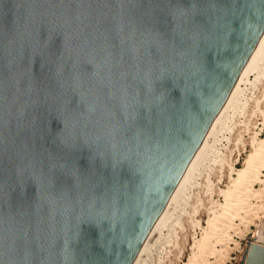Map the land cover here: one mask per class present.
Listing matches in <instances>:
<instances>
[{"label": "water", "instance_id": "95a60500", "mask_svg": "<svg viewBox=\"0 0 264 264\" xmlns=\"http://www.w3.org/2000/svg\"><path fill=\"white\" fill-rule=\"evenodd\" d=\"M263 31L264 0H0V264H132Z\"/></svg>", "mask_w": 264, "mask_h": 264}, {"label": "rangeland", "instance_id": "374dc122", "mask_svg": "<svg viewBox=\"0 0 264 264\" xmlns=\"http://www.w3.org/2000/svg\"><path fill=\"white\" fill-rule=\"evenodd\" d=\"M253 76L239 85L236 106L224 119L226 128H221L212 149L185 185L172 215L159 228L157 248L153 249V244L150 258L143 264H185L197 257V261L206 257V262L213 264L217 260L202 243L206 241L207 245L209 241V247L221 249L216 242L220 228L221 233L228 229L232 242L219 264H240L251 238L264 243V214L259 219L264 208V70L250 84ZM256 150L262 151L259 167L255 166L254 174L241 180L239 171L247 166L249 156ZM212 225L218 229L214 238L216 230L208 236Z\"/></svg>", "mask_w": 264, "mask_h": 264}, {"label": "bare ground", "instance_id": "6f19581e", "mask_svg": "<svg viewBox=\"0 0 264 264\" xmlns=\"http://www.w3.org/2000/svg\"><path fill=\"white\" fill-rule=\"evenodd\" d=\"M263 70H264V31H263L262 35L260 36L256 46L254 47L250 57L246 61V63L244 65L242 71L240 72L237 80L235 81L230 93L228 94L227 98L225 99L224 103L222 104V106H221L219 112L217 113L214 121L212 122L210 128L208 129L203 140L201 141L200 145L198 146L197 150L195 151L192 159L190 160V162L186 166V169L184 170L182 176L180 177L174 191L172 192L170 198L168 199V202L166 203L164 209L160 213L158 219L156 220L153 228L151 229L150 233L148 234L146 240L144 241L143 245L141 246V248H140L138 254L136 255L132 264H143V261L146 258H150L148 256H149V253H150V250H151L153 244H154L153 249L156 247L155 245L158 244L157 239L159 238L158 234H160L158 232H160L161 228H163L162 223H164L167 220V218H169L170 214L173 212V210L178 205L177 203H179L180 197L182 196V194H184L183 193L184 189L187 188V186L185 187V185L187 184V182H189V180L192 179L193 172L202 163V160L204 159V156L206 155L208 150L212 149V145L214 144V140H216L217 135L220 133V131H223V129L221 130V128L222 127H224V129L226 128V126H224V122H225L224 119L226 118V116H228L227 112H229L231 109H234V107L236 106V104H235L236 100H237L236 96H237V93L240 91L239 85L247 83L249 80V76L254 75L253 81H250V84H252L254 81L258 80L262 76ZM261 152L256 150L253 154H251L249 156L247 166L244 169H242L241 171H239V176H240L241 180H244L246 177H248L250 174H252V172L254 174V172L257 169V168L255 169L254 167L255 166L259 167L258 162H260V160L262 158ZM253 169H255V171H253ZM257 173L258 172H256V174ZM251 183H252V181H251ZM263 214H264V208H261V215H259V219L262 218ZM228 222H230V221H228ZM228 222H226L227 226L229 225ZM160 226H161V228H160ZM159 228H160V230H159ZM216 228L217 227H213V225H212L211 226V232H209L208 236L211 233H213L214 230H216V232H217L218 229H216ZM219 228H220V226H219ZM216 235L218 236V232L213 235V238ZM156 236H158V237H156ZM207 239L209 240V238H207ZM155 241L157 242V244H155L156 243ZM216 242L220 245L221 249L215 250L214 248H211L212 247L211 245L209 247L208 246V244H210L209 241H208L207 245H206V241H203V243H202V246H203V244H205L203 246V248H207L208 250L210 249L209 250L210 252H208V250H207V253H209L211 255L213 254L215 259L217 260V262H214L213 264H219V261L223 260L225 258V256L227 255L228 251L231 249L229 247V243L232 242V239H231V236L228 234V229L226 231L222 230V233H221V228H220V235L218 237H216ZM254 242L258 243V244L263 243V242H258V241L253 240V239L250 240L251 244ZM236 246L237 245L235 243V247ZM156 251H157V249H156ZM151 252H152V250H151ZM205 252L206 251H204V253ZM200 253H202V252H200ZM209 254H208V256H209ZM197 258H194V259L192 258V259H190V261L188 263H185V264H196V262L197 263L201 262V264H208L205 260L206 257L203 259L199 258L200 261H197ZM145 264H147V263H145Z\"/></svg>", "mask_w": 264, "mask_h": 264}]
</instances>
